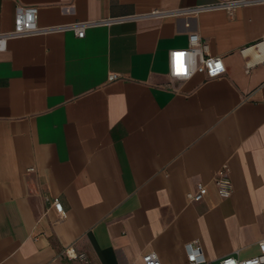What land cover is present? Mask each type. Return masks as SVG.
Wrapping results in <instances>:
<instances>
[{
    "label": "crops",
    "instance_id": "crops-1",
    "mask_svg": "<svg viewBox=\"0 0 264 264\" xmlns=\"http://www.w3.org/2000/svg\"><path fill=\"white\" fill-rule=\"evenodd\" d=\"M216 1L0 0V33L21 7L60 28L0 50V264H144L149 252L189 264V243L205 264L259 253L264 62L247 69L241 50L264 40V3L174 14ZM155 9L171 13L143 16ZM130 15L142 17L98 23ZM82 22L95 24L80 38L70 26ZM192 33L224 74L171 75L170 52ZM199 184L206 196L188 200Z\"/></svg>",
    "mask_w": 264,
    "mask_h": 264
},
{
    "label": "built area",
    "instance_id": "built-area-1",
    "mask_svg": "<svg viewBox=\"0 0 264 264\" xmlns=\"http://www.w3.org/2000/svg\"><path fill=\"white\" fill-rule=\"evenodd\" d=\"M264 3V0H218L214 3L197 5L193 7L181 8L175 11L174 14L178 15H197L202 11L223 9L228 13L239 7L247 5H255ZM171 12L155 9L143 16L150 17H163L169 15ZM38 8L37 7H21L18 9L14 28L11 31L0 33V50H4L7 45V41L12 38L27 37L30 35L48 33L57 31L58 27H40L37 22ZM142 17V15H130L126 17L110 18L99 21L100 24H110L115 21L133 20ZM95 23L82 22L76 23L70 26L78 37L82 38L86 34V28ZM190 47L182 50H172L170 52V73L173 77L186 80L191 78L195 73H204L208 78H216L226 72V66L221 56H213L209 51V45L205 42L198 33H192L189 37ZM243 57L246 60L247 69H251L254 66L264 62V40L254 46H250L241 50ZM182 57V63L187 69V75L177 74V58ZM195 64V73L189 76L192 70V66ZM220 65V69L216 70V65ZM117 77L115 74H110L109 79L113 80ZM34 170V168H30ZM215 185L219 195L223 198H228L233 192V184L229 178L225 167L218 170L215 177ZM208 193L207 186L203 184L198 185L197 191H189L186 193V197L190 201H201ZM53 206L60 219L66 217V210L63 203L59 198L53 200ZM259 253L255 256L240 259L235 255L223 257L213 264H264V237L259 241ZM68 257L85 259V254H75L73 248L69 247L65 251ZM187 260L189 264H205L206 259L204 257L202 246L199 243L187 244ZM144 264H162L158 254L156 252H149L143 256Z\"/></svg>",
    "mask_w": 264,
    "mask_h": 264
},
{
    "label": "snow or ice",
    "instance_id": "snow-or-ice-1",
    "mask_svg": "<svg viewBox=\"0 0 264 264\" xmlns=\"http://www.w3.org/2000/svg\"><path fill=\"white\" fill-rule=\"evenodd\" d=\"M220 69V65L217 64L216 65V70ZM177 74L179 75H187V69L184 67L183 63H182V57H178L177 58Z\"/></svg>",
    "mask_w": 264,
    "mask_h": 264
},
{
    "label": "clouds",
    "instance_id": "clouds-1",
    "mask_svg": "<svg viewBox=\"0 0 264 264\" xmlns=\"http://www.w3.org/2000/svg\"><path fill=\"white\" fill-rule=\"evenodd\" d=\"M194 73H195V64H193V66H192V70H191V72L189 73V76L192 75V74H194Z\"/></svg>",
    "mask_w": 264,
    "mask_h": 264
}]
</instances>
